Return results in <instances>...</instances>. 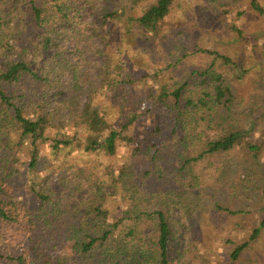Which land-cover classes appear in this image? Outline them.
Returning <instances> with one entry per match:
<instances>
[{"label": "trees", "instance_id": "1", "mask_svg": "<svg viewBox=\"0 0 264 264\" xmlns=\"http://www.w3.org/2000/svg\"><path fill=\"white\" fill-rule=\"evenodd\" d=\"M187 5L181 0L0 1V264H194L200 257L190 196L210 183L217 188L230 151L257 165L264 159V102L244 104L233 86L264 63V0H189ZM176 6L185 23L199 14L190 28L204 32L211 28L203 24L224 25L227 41L207 48L195 40L190 47L192 33L185 24L163 31ZM247 7L250 11L243 10ZM228 9L236 10L229 19ZM253 23L254 32L248 29ZM177 35L185 47L178 43L175 50L165 42L169 52L163 60L189 69L180 83L160 76L163 67L151 72L145 67L152 46ZM141 37L131 44V59L125 43ZM244 37L252 50L247 70L235 52ZM89 54L103 60L97 83L88 75ZM147 79L157 89L141 87ZM66 84L70 93L60 99ZM154 109L161 119L152 132L180 136L168 149L154 145L148 129L140 131V119ZM120 148L126 158L118 164L90 161L115 157ZM72 169L69 177L63 175ZM143 181L149 185L140 190ZM160 192L180 199L187 219H193L182 226L185 246L175 242L171 216L139 203ZM237 198L230 192L212 210L243 214ZM261 213L249 239L237 243L223 233L225 246H233L225 263L262 264L254 252L264 232V207ZM126 221L142 228H122ZM148 225L154 229L151 238L144 234Z\"/></svg>", "mask_w": 264, "mask_h": 264}, {"label": "rangeland", "instance_id": "2", "mask_svg": "<svg viewBox=\"0 0 264 264\" xmlns=\"http://www.w3.org/2000/svg\"><path fill=\"white\" fill-rule=\"evenodd\" d=\"M177 1L179 2L180 0ZM181 1L183 5L188 7L187 3L189 0ZM224 1L225 0H223V2ZM101 3L102 2H100L99 5H101ZM189 9L196 11V7L193 6H189ZM198 9L199 8H197V11L199 13ZM235 9H238L237 6H235ZM228 10L231 11V13L228 14V16L226 17L227 19L233 16V11H236L230 9ZM243 10L250 11L248 7ZM180 16V8L179 6H176V8L173 9V12L169 17V21L167 22V24L163 25V31L167 32V28L172 30L176 27H182L185 24L187 31L189 33H192L191 35H189L191 40L187 41V44H190V47L196 40L197 44L210 48L214 45L213 42L220 41L222 43H225L229 37L225 35L227 31L225 30L224 25L218 24V21H213L211 25L203 24V27L208 26V29L211 28L209 30H204L203 32L199 30L197 25L193 28H190V25H195L198 23L196 21V18H198L199 14L195 13L190 15L189 18H191V16L194 17V21L191 19L190 21L188 20L187 23H185L183 19L180 18ZM234 23L243 26V23L240 20L235 19ZM257 28L258 27L254 23L248 26V29H250L252 32L257 30ZM261 29L264 28L261 27ZM198 31L201 34H199ZM196 33H198V36H196ZM155 36L156 35H153L152 38ZM160 36L163 37L162 35ZM140 39L141 40L139 42H137V40L132 39V42L130 44L124 42L125 47L130 50V53H128V55L131 59L134 55V50L131 44L136 45L142 40H144V38L142 37ZM160 40L161 39H158L157 37L155 39L156 42ZM182 40L183 36L177 35L176 37L173 36L171 41L161 40L160 44L155 43L151 48L152 51L147 53L146 55L148 57V62H146L145 67L150 72L157 69L158 67H163L164 71L160 74V76L165 77L168 82L172 79L173 82L180 83L183 79L184 74L188 72L189 69H182L180 65H178L177 68L170 67V65L166 61L164 62L163 59L166 52H169V47L166 46L165 42H169L171 46L175 45L176 50L178 43L185 47L181 43ZM96 45L98 47L100 46L98 43ZM173 51L174 48H172V52ZM235 52L238 54L237 57L239 59L238 62L240 67H244V69L246 70L250 69V67L253 65V62L251 60L252 55H250L252 50L250 46V41L247 37H244L241 46L238 45L235 48ZM176 59L177 57H175V60ZM190 60L193 65L197 63V60L194 58H190ZM87 61L89 62L87 66L89 78L92 80V82L97 83L99 81L97 80V75L99 72L98 68H100V65L103 64V60L98 56L89 54ZM258 63V66L253 68L248 76L244 77L238 84L233 85L236 89V94L243 97V99L245 100L244 104L253 99L257 103L264 102V63ZM165 65L167 66V69H165ZM83 67L84 66H82L81 69ZM224 77L229 79L228 76ZM67 79L69 78L67 77ZM154 85L155 86H152L150 80L147 79L146 82H143L141 84V87L149 88L150 86H152L154 87V89H157L156 84ZM128 89L130 88L128 87ZM69 93L70 92L67 89L66 84L65 89L63 90L60 96V99L67 97ZM85 102V96L81 97L79 100L80 105H84ZM147 104V100H144L142 104V109ZM160 117L161 112L159 111V109H154L151 113L147 114L145 117H142L140 119L139 128L140 131L142 127L148 129L147 133H151V135L147 133L146 134L149 136L150 140L154 143V145L159 147L162 144L168 149L180 140V136H171L169 130H165L159 135H155V133L152 132V129L160 124ZM153 150H155V148ZM124 151V148H120L115 157H102L100 159L92 158L91 160H89L95 161L96 164H107V162L110 164H118L126 158H124L125 155H123ZM230 152L231 153L227 158V163L226 165H224V167L226 168L225 177L221 180L216 179L218 180V183L215 184L217 188L213 187V185L210 183V185L208 184L200 192H197L194 195L190 196L192 202L191 205L194 209V217L196 218L197 232L201 235V237L197 241V244L195 245L196 249L200 254V257L192 260L194 264H227L224 262V259L227 258V256L231 253L233 246H225L223 239H226L225 237H229L231 241L237 243L249 239L252 230L257 226L258 222L261 221L260 217L263 215L261 212L264 207V159L261 158L259 165H257L253 163V160H251L249 156H246L245 159H242V154H239L237 150H233ZM84 156L86 157V155ZM73 163L74 162L72 161L71 164L75 165ZM159 163L165 164V162L162 160H160ZM73 171L74 170L72 169L70 171H67L63 175H67V177H69L70 174L74 173ZM38 173L41 176H47L46 173L48 172L40 168L38 169ZM58 174L59 172H56V174H54L52 178L50 177V183L55 182V179ZM227 178H229V180ZM20 180L24 182L26 179L20 178ZM148 185L149 184L147 182L145 183L143 181V184L140 186L139 189L142 190ZM167 189L168 188H163V191ZM227 190H229V192ZM230 192L238 196L237 205H240L242 208H244L245 212L243 214L231 217H229V215L227 214L214 212L212 210L213 203H215V201L223 203L228 194H230ZM158 196L159 197L156 196L153 199L147 198V200H141L139 203L144 205L148 204L150 209L157 207L160 210H163L164 213H167L169 216H171L172 221L175 224V227L177 228V234L174 239L176 243H180L184 240L182 226L184 225L185 227H189L193 219H187V215L185 212L186 210L182 209V207H180L179 205V203L182 202L180 199L171 196H165L163 192L158 193ZM228 206L232 207L231 205ZM115 209L116 208L114 206V211ZM121 227L142 228V224H134L132 222L126 221ZM203 229L205 230L203 231ZM145 230L146 231H144V234L146 235L147 233V237L151 238L154 232L152 226L148 225ZM138 231L140 232V230ZM223 233H227V236L223 237ZM186 235H188V233ZM119 236L122 237L121 233H119ZM186 242L187 241H183L184 246L186 245ZM256 245L257 246H254V252L257 253L258 260L260 259L262 264H264V232L261 237H259V239L257 240ZM10 246L12 248V251H14V245L12 244Z\"/></svg>", "mask_w": 264, "mask_h": 264}]
</instances>
